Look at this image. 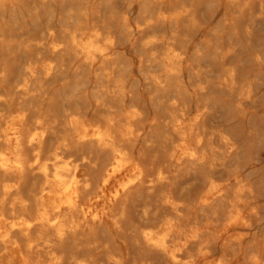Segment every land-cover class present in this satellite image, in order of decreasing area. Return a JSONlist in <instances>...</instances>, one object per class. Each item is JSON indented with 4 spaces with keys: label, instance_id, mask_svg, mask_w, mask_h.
I'll return each instance as SVG.
<instances>
[{
    "label": "bare ground",
    "instance_id": "obj_1",
    "mask_svg": "<svg viewBox=\"0 0 264 264\" xmlns=\"http://www.w3.org/2000/svg\"><path fill=\"white\" fill-rule=\"evenodd\" d=\"M193 2L0 0V264H264V184L152 34Z\"/></svg>",
    "mask_w": 264,
    "mask_h": 264
},
{
    "label": "rangeland",
    "instance_id": "obj_2",
    "mask_svg": "<svg viewBox=\"0 0 264 264\" xmlns=\"http://www.w3.org/2000/svg\"><path fill=\"white\" fill-rule=\"evenodd\" d=\"M193 1L190 16L178 15L172 25L159 20L152 34H172L185 54L186 79L195 90L190 102L206 104L213 144L220 145V134L235 141L237 149L225 172L239 170L256 185L264 184V16L250 7L254 0L235 5L228 0ZM124 9L121 2L114 3L116 15ZM134 9L128 10L132 23L141 20L140 7ZM122 50L131 59L144 47L139 42ZM200 78L208 85L203 101L197 92Z\"/></svg>",
    "mask_w": 264,
    "mask_h": 264
}]
</instances>
